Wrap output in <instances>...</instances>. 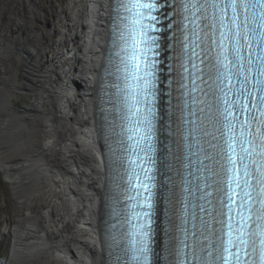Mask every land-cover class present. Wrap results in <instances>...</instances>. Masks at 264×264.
Segmentation results:
<instances>
[{
	"label": "bare ground",
	"instance_id": "bare-ground-1",
	"mask_svg": "<svg viewBox=\"0 0 264 264\" xmlns=\"http://www.w3.org/2000/svg\"><path fill=\"white\" fill-rule=\"evenodd\" d=\"M4 1L0 10H8ZM38 1L27 0L28 6L33 9ZM46 4L40 18L34 13L26 20L18 0H12L7 24L0 17V31L6 29L1 56L3 49L8 55L16 50L15 37L28 27L33 42L20 41L18 50L38 56L25 68L36 97L21 111L14 108V89H26L20 82L13 88L5 85L11 79L0 58L5 75L0 83V167L21 208L18 222L6 227L14 240L0 264H106L102 222L108 169L99 133L98 93L112 0ZM39 19L51 26L50 35L60 37L57 55L46 52L45 31L35 25Z\"/></svg>",
	"mask_w": 264,
	"mask_h": 264
},
{
	"label": "snow or ice",
	"instance_id": "snow-or-ice-1",
	"mask_svg": "<svg viewBox=\"0 0 264 264\" xmlns=\"http://www.w3.org/2000/svg\"><path fill=\"white\" fill-rule=\"evenodd\" d=\"M120 6L130 14L125 19L131 21L127 37L131 51L121 61L126 73L121 89L126 108L121 118L128 122V139L135 138L139 151L147 155L151 145H140L151 138L153 128L154 99L149 97H155L156 62L148 54L157 38L148 35L153 26L144 20L156 19L151 13L157 4L156 0H120ZM182 8L189 13L184 20L190 27L181 32L192 38V56L201 64L205 59L200 53L207 57L205 67L211 81L207 87L213 97L208 105V122L212 130L203 131L210 137L206 141L210 151H201L211 163H201L212 177L211 183L205 178L206 186H214L216 195L214 202L207 201L210 210L201 207L210 216V220L201 221L203 239L193 232L191 245L181 240L178 249L173 246L167 250L172 259H165L167 264H264V0H182ZM188 46L182 43V47ZM192 67L204 71L195 63ZM133 154L138 155L135 149ZM142 171L144 179L151 180L148 170ZM140 187L150 191L148 184ZM210 195L205 192L201 199ZM148 199L150 196L145 197ZM142 215L147 217L149 213ZM132 218L139 221L141 213ZM150 232L145 221L130 233L133 239L126 251L135 264H151L155 254L150 247Z\"/></svg>",
	"mask_w": 264,
	"mask_h": 264
},
{
	"label": "rangeland",
	"instance_id": "rangeland-1",
	"mask_svg": "<svg viewBox=\"0 0 264 264\" xmlns=\"http://www.w3.org/2000/svg\"><path fill=\"white\" fill-rule=\"evenodd\" d=\"M4 1V0H0ZM8 5V10L5 13L4 20L2 19V22L4 21V24H7L6 20L8 16V11L12 7V0H6ZM47 0H39L36 4V6L32 9V7L28 6L27 0H18V7L20 10L21 17L23 19L26 18V20H30L32 18V15L34 13L38 15H41L43 10H46ZM45 2V3H44ZM9 3V4H8ZM62 4H66V0H61ZM6 5V2H5ZM39 6V7H38ZM31 9V10H29ZM40 14H39V13ZM46 12V11H44ZM10 15V14H9ZM38 18H40L38 16ZM35 25L38 27V30H44L45 35L42 38V41L44 42V47L47 53L57 55L58 49H57V43L59 36L54 37L50 35L51 26L49 24L42 25V21L35 20ZM12 24H9V29L11 28ZM6 29L3 31H0V44L2 42V35L6 34ZM32 29L28 27V29H23L18 33V36L15 37L14 44L16 45L15 51H10V55H8V51L6 49H3V54L0 58H3V64L5 65V70L8 72V76L10 77V81L6 82L5 85L9 88H13L14 82H20L22 83L23 87H25L26 90H16L14 89V92L16 95L12 98V101L14 103V108L16 111H21L24 106L27 104H31L34 101V98L36 97V94L30 91L29 82L26 79L32 80V78L25 73L26 65L32 62L33 59H37V55L30 57L27 56L24 52L18 50V47L20 46V41H26L27 43H32ZM2 32V33H1ZM4 32V33H3ZM22 32V33H21ZM20 34V35H19ZM20 39V40H19ZM22 39V40H21ZM8 49V48H7ZM1 51V52H2ZM55 51V52H54ZM41 61L48 60V57L40 58ZM12 64V67L9 64ZM1 69V68H0ZM2 70H0V73ZM16 73V74H14ZM7 75V74H6ZM5 76L2 73L0 74V83H2V77ZM1 86V84H0ZM5 87V86H3ZM28 89V90H27ZM20 207H18L16 198L13 193L12 184L7 181L4 177V172L2 168L0 167V258L5 259L9 256L14 236L10 229L7 231L6 227H9V224L12 226V224H16L18 222V212L20 211ZM6 230V231H5Z\"/></svg>",
	"mask_w": 264,
	"mask_h": 264
}]
</instances>
